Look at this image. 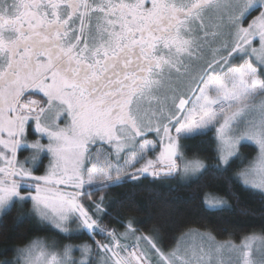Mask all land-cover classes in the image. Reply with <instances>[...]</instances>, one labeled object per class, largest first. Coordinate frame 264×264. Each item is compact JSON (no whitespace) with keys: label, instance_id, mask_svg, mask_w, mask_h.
<instances>
[{"label":"snow or ice","instance_id":"1","mask_svg":"<svg viewBox=\"0 0 264 264\" xmlns=\"http://www.w3.org/2000/svg\"><path fill=\"white\" fill-rule=\"evenodd\" d=\"M209 130L217 171L258 146L236 178L264 191V0H0V215L30 202L39 222L93 238L59 251L34 239L16 264H264V235L189 230L166 251L158 236L124 243L131 220L102 226L94 192L203 175L181 141Z\"/></svg>","mask_w":264,"mask_h":264},{"label":"trees","instance_id":"2","mask_svg":"<svg viewBox=\"0 0 264 264\" xmlns=\"http://www.w3.org/2000/svg\"><path fill=\"white\" fill-rule=\"evenodd\" d=\"M181 143L184 155L201 159L207 165V171L186 182H182L180 176H147L94 192L93 200L105 197L103 207L107 215L102 217V226L122 233L124 225L131 220L138 232L157 234L166 248L172 247L177 237L193 228L209 231L217 240L231 238L235 242L251 233L264 235V196L243 186L235 178L243 163L255 154V148L241 145V158L232 160L226 170L217 171V144L211 130ZM207 194L223 198L227 202L226 207L209 209L205 205ZM17 206L6 211L0 219L2 264L12 260L16 249L37 238L53 241L59 246L93 243V238L87 233L73 239L40 225L25 210L21 213ZM94 239L103 242L106 237L96 235Z\"/></svg>","mask_w":264,"mask_h":264},{"label":"rangeland","instance_id":"3","mask_svg":"<svg viewBox=\"0 0 264 264\" xmlns=\"http://www.w3.org/2000/svg\"><path fill=\"white\" fill-rule=\"evenodd\" d=\"M212 132H213L214 137H215V132H214V131H212ZM243 144L252 145V146L255 148V154H254L250 159H248L247 161H245V163H243L242 168H241L240 170H242V169L248 167L249 163H250V162H251V161L257 156L258 151H259L258 146H257L254 142H251V141H245V142H243L241 145H243ZM241 145H240L239 148H238V155L235 156L234 158H232V160H235V159L241 158V156L243 155V151H242V149H241ZM19 158H20V159H23L24 157H20V156H19ZM187 158H188V157H187ZM193 158H194V157H193ZM189 159H192V158H189ZM232 160H231V161H232ZM47 163H48V160H47ZM240 170H239V171H240ZM239 171H237V172L235 173V178H236L237 173H238ZM42 173H43V172H42ZM42 173H38V174H42ZM197 175H198V174H197ZM197 175H196V176H197ZM149 176H150V175H149ZM196 176H192V175H189V176H180L179 178H180V180H181L182 182H186V181H189V180L195 178ZM236 179H237V178H236ZM238 181H240V180H238ZM240 182H241V181H240ZM241 183H242V182H241ZM242 185H243V183H242ZM243 186H244V185H243ZM247 188H250L251 190H253V191H255V192H258V193H260L261 195L264 196V191H261V190H259V189H254V188H251V187H247ZM207 195H208V196H207ZM207 195H205V205H206V206H207V204H206V198L209 197L210 194H207ZM216 197H217V196H216ZM222 199H223V198H222ZM223 200H224V199H223ZM224 201H225V200H224ZM16 205H18L17 207H18V209L21 211V213H22V211L24 212V210H25V213H26L28 216H30L31 218H33V220H36V222H37L38 224H40V225H44V226H47V225H45V224L39 222V221L33 216V214H32V206H31V203H30V202H27V203H18V204H16ZM226 205H227V202H226L222 207H226ZM26 207H27V209H25ZM207 207H208V206H207ZM208 208H209V207H208ZM220 208H221V207H220ZM209 209H210V208H209ZM217 209H219V208H217ZM213 210H214V209H213ZM3 214H4V213H3ZM3 214H2V215H3ZM2 215H0V219H1ZM48 227H49V226H48ZM49 228H51V227H49ZM72 229H73V232H72L71 235H69V234H65V233H60V232H58L57 230H55V229L52 228V230H55V232H57V233H59V234L65 236V237H69V238H72V237H73V239H74V237L76 238L77 236H79V234H82V233H79V232L76 231V226H75V225H72ZM189 230L198 231V232H200V233H204V234H209V233H210L209 231H206V230L204 231V230H200V229H196V228L188 229V230L185 231L184 233H188ZM123 232H125V231H122V233H123ZM210 234H211V233H210ZM252 234H256V235H258V236L261 235V234H259V233H251L250 235H252ZM141 235H144V236H158V235L155 234V233H153V234H145V233H143V232H138V231H136L135 236H132V235L128 236L127 239L124 240V242H125L126 244H129V245L134 244V243L136 242V238L139 237V236H141ZM211 235H212V234H211ZM247 236H249V235H247ZM177 238H178V237H177ZM43 240H45V239H43ZM216 240H217V239H216ZM228 240L233 241L231 238H228L227 240H217V241H221V242H223V241H228ZM45 241L47 242V244H48L50 247H51L52 245H55V248H56L57 251L62 250L63 246H65V245L79 246V245L85 244V243H81V244L67 243V244H64L63 246H59L58 244H56V243L53 242V241H48V240H45ZM105 241H106V240H105ZM233 242H235V241H233ZM130 243H131V244H130ZM157 243H158L159 246L163 247L166 251L169 250V249L171 248V247H169V248L164 247V246L160 243L159 237H158ZM235 243H240V241H239V242H235ZM144 246H145V244H144L143 242H141V247H144ZM21 248H22V247H21ZM18 249H19V248H18ZM17 255H18V253H17V249H16L15 254H14V257H13L12 260L10 261L11 264H16ZM80 255H81V254H80L79 251H75V250H74V252H73V256H74V258L79 259V258H80ZM0 264H2V263H0Z\"/></svg>","mask_w":264,"mask_h":264},{"label":"flooded vegetation","instance_id":"4","mask_svg":"<svg viewBox=\"0 0 264 264\" xmlns=\"http://www.w3.org/2000/svg\"><path fill=\"white\" fill-rule=\"evenodd\" d=\"M35 137L33 136H30L29 139H34ZM30 154V151L29 150H23L22 151V154H20V157H24V156H28ZM44 165L46 166L47 165V159L44 160ZM41 171L43 172V169H41ZM41 172V173H42ZM38 174V173H37Z\"/></svg>","mask_w":264,"mask_h":264}]
</instances>
